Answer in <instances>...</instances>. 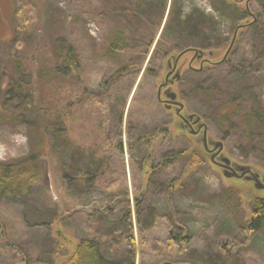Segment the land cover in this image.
Instances as JSON below:
<instances>
[{"label":"rangeland","instance_id":"1","mask_svg":"<svg viewBox=\"0 0 264 264\" xmlns=\"http://www.w3.org/2000/svg\"><path fill=\"white\" fill-rule=\"evenodd\" d=\"M161 1L37 0L45 24L40 40L38 35L15 37L17 0H0V161L16 162L32 151L43 134L28 123L44 119L57 126L60 116L73 113L59 125L67 127L60 132L66 139L55 135V147L47 141L39 154L56 199L44 186L45 170L26 197L0 199V264H64L83 239L93 240L112 259L131 251L126 240L131 235L135 264H264V228L249 232L245 227L264 189L245 177H226L196 137L182 131L174 109L166 111L157 99L170 55L193 46L205 51L200 59L194 55L196 68L201 61L220 62L197 74L188 68L193 53H187L171 90L185 106L183 115L200 117L208 138L223 142L222 155L234 168L249 165L263 180L264 147L237 133L226 137L218 110L246 88L264 106V48L261 52L245 28L252 21L264 26V0H167L165 13ZM172 5L195 27L167 34ZM119 33H125L124 49L110 52L109 43ZM235 34L237 41L222 61ZM57 35L74 45L79 70L51 84L50 77L37 74L47 59L54 60ZM17 53L18 59L23 53L28 79L40 87L38 104L45 103L47 111L31 105L24 113L22 99L3 108V90L14 75L9 64ZM210 87L208 95L204 90ZM253 105L246 100L242 111ZM195 149L203 157L198 152L193 158ZM80 167L96 175L93 185L80 187L63 177ZM176 224L189 236L183 247L169 241Z\"/></svg>","mask_w":264,"mask_h":264},{"label":"trees","instance_id":"2","mask_svg":"<svg viewBox=\"0 0 264 264\" xmlns=\"http://www.w3.org/2000/svg\"><path fill=\"white\" fill-rule=\"evenodd\" d=\"M161 2V4H157L158 6L160 4L159 7H161L162 12L165 13L167 0H162ZM16 4L17 11L14 21L17 26L13 27L14 36L18 37V34H21L24 39H36L35 37L38 35L41 40V37L43 36L41 28H43L45 24L43 17H40V12H37V0H17ZM107 15L111 14L108 13ZM166 21L164 30H166L165 32L170 35L175 34V32L182 33V30L186 27L193 26L191 23L194 22L191 17L182 20L181 12L179 10L177 12L175 10V6L173 5L169 8ZM39 25H41V27ZM246 25L247 26L244 25L245 28L251 29L252 38L258 41V45L261 47L262 52V48H264L263 24L261 25V23L259 24L257 21H252ZM188 29L189 28H187V31ZM188 33L192 36V29L190 32L188 31ZM124 34L125 33L117 34L113 42L109 43L108 48L110 52L117 53L124 49L126 40ZM53 36L54 35L52 34V37ZM52 37L47 40L50 41ZM55 39L59 42V44L56 46L55 50L51 49V54L53 55L54 60L49 61V59H47V65L37 74L40 79L42 76L50 77V82L48 83L51 84L56 81L60 82L69 80L70 77L76 76V73H78L79 70V59L74 45L62 35H57ZM17 56L18 53L14 54L15 59L9 64L12 66L11 69H13L14 75H10L9 88L5 91L3 90V108L7 107V102L10 104V102L15 99H22L24 102V104H22V108L24 107V113H27L30 110L31 105L35 106L38 111H47L44 106L45 103L44 105L42 104V106L38 104L41 94L40 87L38 84L36 86L31 85V79H28V72L25 71L22 64V59L24 58L23 53L19 54L21 59H18L19 57ZM217 64H220V62L216 63V65ZM126 68L127 66L123 67L119 71L125 70ZM140 70L141 67L138 68V71ZM200 73L202 72H198L197 74ZM56 89L58 90L60 88L57 87ZM211 89L212 88L210 87L204 90V92L209 95V93L212 92ZM1 90L2 89L0 88V93ZM201 91H203V89H201ZM231 96V99L224 103V105H220L218 110V115H220L219 121L225 126V136L227 137L237 133V135L240 134V136L247 141L261 144V146L264 147V106L262 108L258 105V95L252 88H246L241 91L240 94H232ZM248 99H252L254 105L247 112H243V103ZM101 102L106 104L105 100H101ZM103 108L105 109L106 106L103 105ZM72 115L73 113L71 111L68 115H64L63 118L60 116V120L57 121V126L51 123V121L48 122L44 119L39 121L35 120L34 123L27 124L30 126V130H35L37 133L39 130V132H42L43 135L38 133L39 137L35 142L36 146L34 145L32 151L25 157L11 163L0 161V199L7 198L15 201L19 200L17 199L18 196L24 198L31 192L33 187L41 181L42 173L45 170V162L39 159V154L43 150V145L46 146V142L49 141L50 146H52V148L55 147L52 140L53 137L60 134V132L64 133V131L67 130L66 126H59L60 123L66 124L67 120L69 121V118ZM20 116L23 117L22 115ZM233 117L236 119H233ZM31 136L33 139L36 138L33 134H31ZM60 136H63L61 137L62 140L66 139L64 135L60 134ZM188 151H190V148L187 147L182 153L185 154ZM192 152H194V150H192ZM198 152H200L203 157L202 150L200 149H195V154L193 153L192 157L198 158ZM192 161L193 162H189L191 167L194 166L196 162L195 159ZM106 166L107 164L103 163L102 173L105 171ZM95 176L96 175L92 172L84 170L81 167L77 168L74 174L63 175L65 179L68 178L71 181H75L77 186L80 187H88V184H92L96 180ZM175 227L176 229L172 230L169 241L175 245L183 247L189 242V236L180 225L176 224ZM245 227L249 232L259 231L264 228V198L258 197L253 201L252 215L246 222ZM126 240L131 251L122 253L121 256L112 259L106 257L93 240H80L76 250L69 258H67L64 264H135L134 236L131 235Z\"/></svg>","mask_w":264,"mask_h":264},{"label":"flooded vegetation","instance_id":"3","mask_svg":"<svg viewBox=\"0 0 264 264\" xmlns=\"http://www.w3.org/2000/svg\"><path fill=\"white\" fill-rule=\"evenodd\" d=\"M173 49H175V48H173ZM194 49L195 48H193L192 46H190V47L184 48L182 50H179V52L177 53V55L176 54H172V55H170L167 58V60H166V68H167V71L168 72H167L166 78L164 79V81L162 83H160V85L158 87L157 99H158V102L161 105H164L165 106L166 111H172L174 109V112L182 120V125H181L182 131L184 133H189L193 137H196L195 140L198 143L202 144V146L204 147L203 133H202V136L200 137V139L199 140L197 139V137L201 133V131L204 130L203 127H202L198 131L199 121L197 120V116L194 115V114L183 115L182 112H183V109L185 108V106L183 107L182 110L179 111L178 110L179 109V106L177 104L173 103V102H175V100H172L169 97V93L170 92H173L171 90V87H173L175 84H177L179 82V80H177V78H175L176 74L177 73H180L181 75L183 74L182 73L184 71L183 63L186 62V61H185V59H183V61H182V58L184 56H185L184 58H186V54L187 53H193V59H191L189 61L188 68L191 71L196 72V73H198L199 71H201V68H204V66H206L208 64H214V65H216V63H218V62H213V61H210V60H209L210 62L209 61H201L200 65H199V68H196L195 66H193V62L195 61V59H194L195 50ZM163 83H167V84L162 86ZM163 96H164V98H163ZM176 101H179L178 100V95H177ZM193 131H198V132L197 133H194ZM209 142H212V141H211V139L208 138V143ZM208 147L210 148V146H208ZM210 149L212 151H207V154H210V155L214 154L215 150H213V148H210ZM204 150H206L205 147H204ZM215 160L218 161V156L215 157Z\"/></svg>","mask_w":264,"mask_h":264},{"label":"water","instance_id":"4","mask_svg":"<svg viewBox=\"0 0 264 264\" xmlns=\"http://www.w3.org/2000/svg\"><path fill=\"white\" fill-rule=\"evenodd\" d=\"M235 39H236V34L234 35L232 44H231L230 48L227 50L222 61H225L227 59V57L229 56V53L232 49V46L235 42ZM194 50H195V54H196L195 58H197V59H200V58H202L203 55H205V51H203L201 49L195 48ZM175 78H177V80H179L181 78V74L177 73ZM166 84L167 83H163L162 86L166 85ZM169 97L172 100H175V102H173V103H175L179 106V109H178L179 111L183 109V107H184L183 103L176 101L177 95L175 92H170ZM197 120L199 121L198 131L200 130V128L204 127L203 128L204 129L203 130L204 147H205L206 151H212L208 147L209 144H208V136H207V124L204 123L200 117H197ZM198 131H193V132L197 133ZM211 143H213V141ZM213 144H214L213 150H215V152H214V154H212L210 156L211 161L224 168V175L226 177L243 178L245 176L246 179L254 181V186L257 189H264V179L263 180L261 179L260 174L258 172H254L249 165H239V166H237V168H234V166H232L231 160L228 157L222 155V150L224 148L223 142L222 141H215ZM216 156H218L219 161L215 160ZM44 174H45V178H44L45 185L44 186L46 187L47 191L53 196V198L56 199V195L53 191L50 175H49V172L47 169L45 170Z\"/></svg>","mask_w":264,"mask_h":264}]
</instances>
